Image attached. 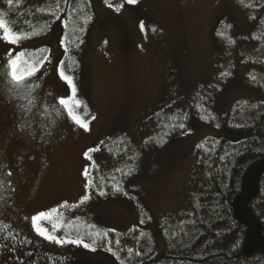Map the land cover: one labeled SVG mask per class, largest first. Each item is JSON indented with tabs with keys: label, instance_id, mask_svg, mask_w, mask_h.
Masks as SVG:
<instances>
[{
	"label": "rangeland",
	"instance_id": "obj_1",
	"mask_svg": "<svg viewBox=\"0 0 264 264\" xmlns=\"http://www.w3.org/2000/svg\"><path fill=\"white\" fill-rule=\"evenodd\" d=\"M36 1L0 2V19L24 36L0 40V224L47 251L22 256L7 246L16 256L6 264L46 252L74 257L71 264H122L131 252L194 240L225 169L198 142L218 116L235 117V105L253 101L251 84L264 91V73L244 66L264 57V24L248 22L250 0H91L87 46L75 52L66 49L63 21L39 34ZM229 52L237 62L231 84L222 70ZM8 53L23 54L22 71L37 69L32 104L8 91ZM61 62L72 85L59 76ZM209 93L218 97L209 125L196 113L167 140L175 107L202 105ZM259 204L264 210V193Z\"/></svg>",
	"mask_w": 264,
	"mask_h": 264
},
{
	"label": "trees",
	"instance_id": "obj_2",
	"mask_svg": "<svg viewBox=\"0 0 264 264\" xmlns=\"http://www.w3.org/2000/svg\"><path fill=\"white\" fill-rule=\"evenodd\" d=\"M39 2L43 6L47 5L39 10V18L43 20L39 34L48 32L46 26L49 28L51 22L63 21L67 51L75 52L87 46L88 30L94 19L91 0ZM239 2L243 5L244 0ZM244 6L249 23H253V26L261 22L264 24V0H250ZM74 39L80 42L76 44ZM41 50L47 52L44 47ZM228 56L222 70L225 68V76L231 84L237 62L230 52ZM244 66L253 69L254 74L264 73V57H258L253 64L246 60ZM253 67L257 70L254 71ZM250 86L256 90L255 96L252 94L251 97L253 101L248 102L245 109L242 107L243 102L235 105V117L218 116V126L198 142L199 153L209 152L213 157L218 154L225 163L223 180L217 182L216 177L212 182V191L208 193L211 195V204L207 210V220L202 229H197L198 236L177 245L165 241L161 251L155 247V250L137 254L131 252L122 264H264V210L259 204L264 193V91L257 83ZM247 97L244 100L249 99ZM199 101H203L202 105L189 103L186 106L182 103L175 107L177 110L172 112L174 116L167 117L165 122L167 140L176 131L179 133L189 129L190 119L196 113L197 119L205 124L204 127L209 125L207 120L212 118L213 113L216 115L215 102L218 97L209 93ZM15 235L21 238L18 240L21 249L34 247L22 235ZM62 264H71V259L64 260Z\"/></svg>",
	"mask_w": 264,
	"mask_h": 264
},
{
	"label": "snow or ice",
	"instance_id": "obj_3",
	"mask_svg": "<svg viewBox=\"0 0 264 264\" xmlns=\"http://www.w3.org/2000/svg\"><path fill=\"white\" fill-rule=\"evenodd\" d=\"M136 2L137 0H127V3L129 4H135ZM7 3L11 5L13 3V0H7ZM141 27H143V25H141ZM22 38H24V36L21 35L19 30H17L14 27H10L9 24L6 23L4 19H0V40H4L9 44H17ZM8 55L10 58L6 63L9 68L8 76H10L11 78V84L8 87V91L14 94L15 97L28 100L29 104L34 103L35 98L33 97V89L36 87V85L33 82H31L30 78L35 76L37 69L33 66L31 70L24 69L22 71L20 57L23 54L20 53L15 58L11 57V53H8ZM58 71H59V76L69 85H72L73 77L66 74L63 62H61ZM73 90L75 89L73 88ZM58 103L64 108L68 107L67 98H59ZM68 111L69 114L72 115L71 109H68ZM72 118L77 124H79L81 127L85 128V130H87V124L82 119H80L76 115H72ZM181 127L183 126L181 125ZM87 198H88L87 196L84 197V199ZM44 215H45L44 213H40L38 217H33V220L34 221L38 220L40 217ZM36 230L38 231L39 234L45 236L46 239L53 240L57 243H62V241L57 240L56 237L48 235L47 230L43 228H37ZM68 242L80 243V241H68ZM87 246L88 245H85V247Z\"/></svg>",
	"mask_w": 264,
	"mask_h": 264
},
{
	"label": "flooded vegetation",
	"instance_id": "obj_4",
	"mask_svg": "<svg viewBox=\"0 0 264 264\" xmlns=\"http://www.w3.org/2000/svg\"><path fill=\"white\" fill-rule=\"evenodd\" d=\"M2 226L3 227H0V232L2 231L0 233L1 234L0 236L2 239V241H0V264H6L7 260H13L16 256L15 253L13 255L7 253L8 252V250L6 249L7 246L12 247L16 251V253H19L22 256L30 254L34 251L35 252H38L39 250L47 251L43 247H41L37 244H34L33 242H32V245L34 247L28 246L27 249H24V248L21 249L20 248V242L18 241L21 238L15 235V230L9 228L6 224H2ZM7 230L10 232H8ZM21 251H22V253H20ZM46 253L49 255L48 257H44V256H41L39 254L34 256L33 260L31 261V264H39L40 263L39 260H41L43 262V264H62L63 261L67 258V257L66 258L65 257L56 258V254L49 253V252H46ZM73 258L74 257H72L71 259H73ZM8 264H9V262H8Z\"/></svg>",
	"mask_w": 264,
	"mask_h": 264
}]
</instances>
